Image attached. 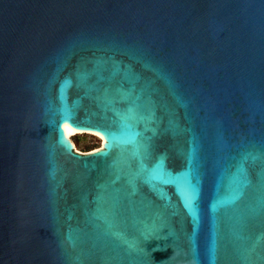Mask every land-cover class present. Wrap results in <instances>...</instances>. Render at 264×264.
I'll list each match as a JSON object with an SVG mask.
<instances>
[{
	"label": "water",
	"instance_id": "95a60500",
	"mask_svg": "<svg viewBox=\"0 0 264 264\" xmlns=\"http://www.w3.org/2000/svg\"><path fill=\"white\" fill-rule=\"evenodd\" d=\"M0 264H264V0H0Z\"/></svg>",
	"mask_w": 264,
	"mask_h": 264
},
{
	"label": "rangeland",
	"instance_id": "374dc122",
	"mask_svg": "<svg viewBox=\"0 0 264 264\" xmlns=\"http://www.w3.org/2000/svg\"><path fill=\"white\" fill-rule=\"evenodd\" d=\"M76 136H81V137H86V136H87V137L85 138V140L82 141L81 146H82L83 144H88L89 142H92V143H97V144L99 145V147L96 148V149H94V150H92V151L84 152V151H82L81 146L76 145V143L74 142ZM72 142L74 143V147H75L76 151H77V152H81V153H90V152H93V151H95V150H97V149L102 148V146H103V139H102L101 137H99V136H97V135H93V134H76V135L72 138Z\"/></svg>",
	"mask_w": 264,
	"mask_h": 264
},
{
	"label": "bare ground",
	"instance_id": "6f19581e",
	"mask_svg": "<svg viewBox=\"0 0 264 264\" xmlns=\"http://www.w3.org/2000/svg\"><path fill=\"white\" fill-rule=\"evenodd\" d=\"M84 131L83 130H74L73 131V127L71 126L69 130H67L65 133H64V140L69 144L71 145L72 147H74V143L72 142V138L76 135V134H79V133H83ZM88 133H91L93 135H97L99 137H101L103 139V146L102 148L100 149H97V150H102V149H106L105 145L108 143V138L101 134V133H98V132H92V131H88ZM75 148V147H74ZM95 150V151H97ZM94 151V152H95Z\"/></svg>",
	"mask_w": 264,
	"mask_h": 264
},
{
	"label": "trees",
	"instance_id": "16d2710c",
	"mask_svg": "<svg viewBox=\"0 0 264 264\" xmlns=\"http://www.w3.org/2000/svg\"><path fill=\"white\" fill-rule=\"evenodd\" d=\"M86 137L76 136L74 142L76 143V145L81 146L82 141L85 140ZM98 147H99V145L97 143H92V142H89L88 144H83L81 146L82 151H84V152L92 151Z\"/></svg>",
	"mask_w": 264,
	"mask_h": 264
}]
</instances>
